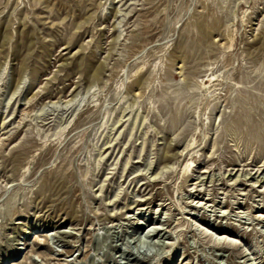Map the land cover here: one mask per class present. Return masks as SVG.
Returning a JSON list of instances; mask_svg holds the SVG:
<instances>
[{
    "label": "rangeland",
    "instance_id": "rangeland-1",
    "mask_svg": "<svg viewBox=\"0 0 264 264\" xmlns=\"http://www.w3.org/2000/svg\"><path fill=\"white\" fill-rule=\"evenodd\" d=\"M0 264H264V0H0Z\"/></svg>",
    "mask_w": 264,
    "mask_h": 264
},
{
    "label": "bare ground",
    "instance_id": "bare-ground-1",
    "mask_svg": "<svg viewBox=\"0 0 264 264\" xmlns=\"http://www.w3.org/2000/svg\"><path fill=\"white\" fill-rule=\"evenodd\" d=\"M98 75V72H96L95 74H94V76H97ZM205 85V84H204ZM206 86V85H205ZM193 88V86H190V87H184V86H182V84L180 83V82H178V83H176V86H174V89H173V91L175 92V94L177 95V96H182L183 98L184 97H187V96H190V90ZM80 94H82V93H80ZM78 95H79V92H74L73 94H71L70 95V97L69 98H66L65 100H64V102L66 103V104H68V105H70L73 101H75L77 98H78ZM83 95V94H82ZM79 99H81V98H79ZM60 101V99H58L57 101H52V102H59ZM78 101V100H77ZM80 102H82V101H80ZM79 102V103H80ZM246 103H248V101L246 102ZM74 105H76V104H74ZM81 106V105H80ZM76 107V106H75ZM76 109H78L77 107L75 108V112H76ZM212 109H214V105L211 107V110ZM73 111V113H75ZM73 117V116H72ZM257 139H262V135H258V137H257ZM189 167H190V164L189 163H186L185 165H184V167H183V172H184V174L188 171V169H189ZM156 228H158V226H155ZM224 237H226V235L224 234V233H222V236H221V238H224Z\"/></svg>",
    "mask_w": 264,
    "mask_h": 264
}]
</instances>
